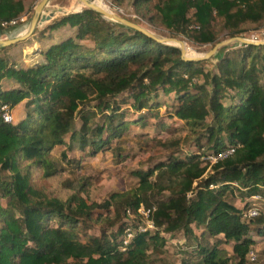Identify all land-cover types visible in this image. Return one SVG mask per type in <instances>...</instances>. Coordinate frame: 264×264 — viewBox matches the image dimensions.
<instances>
[{
  "label": "trees",
  "instance_id": "16d2710c",
  "mask_svg": "<svg viewBox=\"0 0 264 264\" xmlns=\"http://www.w3.org/2000/svg\"><path fill=\"white\" fill-rule=\"evenodd\" d=\"M23 1L0 0V35L14 31L2 30L1 23L20 17ZM111 2L117 8L128 3L171 37L197 45L215 44L220 31L233 39L264 28V0ZM62 28L75 33L37 50L41 60L33 64L17 63L12 52L18 44L0 47V109L25 101L26 113L15 126L4 122L0 111V126L11 141L0 146V201L5 200L0 205V263L144 264L150 256L166 254L161 236L166 233L186 239L178 253L180 264H247L256 243L252 233L264 239V220L248 218V204L240 209L234 201L264 197V43L236 42L219 49L217 57L184 61L178 47L90 9L33 34L49 41ZM207 64L211 68L205 70ZM3 81L14 85L4 88ZM160 91L175 94L168 104L170 116L185 124L182 132L198 152L183 158L172 154L151 169L134 172L135 186L112 193L105 213L75 207L73 196L63 200L38 188L36 173L47 181L62 171L49 156L56 147L72 151L75 146L89 156L114 149L120 153L112 144H119L133 126L151 118L158 122L154 129L163 131L161 103L156 102ZM125 94L132 99L135 120L125 118L119 106ZM230 149L221 160L207 159ZM66 153L60 155L63 161ZM156 174L174 181L170 196L162 200H157L163 188L153 180ZM150 199L155 200L153 210ZM143 206L153 232L126 223L139 217ZM194 225L201 227L199 233ZM95 227L100 236L88 235ZM115 227L120 230L113 233ZM126 228L132 237L124 244L118 239ZM222 244L231 246V256ZM58 247L75 250L72 262L53 256Z\"/></svg>",
  "mask_w": 264,
  "mask_h": 264
},
{
  "label": "rangeland",
  "instance_id": "374dc122",
  "mask_svg": "<svg viewBox=\"0 0 264 264\" xmlns=\"http://www.w3.org/2000/svg\"><path fill=\"white\" fill-rule=\"evenodd\" d=\"M42 1L43 0L23 1L24 13L20 16L27 15L26 25L23 31L17 34L14 38H19L26 34L34 16V11ZM87 1L94 3L99 7L106 8L108 11L124 19L135 20L136 24H138L141 29L169 46L179 48L180 45L173 42V40L184 43L185 50H189L193 54L192 56H188L186 52V56L188 57H203L210 52L216 44L232 39L227 36L226 31H220L218 34V40L213 45L193 44L182 36L171 37L169 32L165 29L150 24L146 19L136 13L128 3L123 7L117 8L111 0ZM49 6L62 8L68 13V15L72 14L74 11L86 10L84 5L78 0H50ZM190 14H192V12H190ZM65 16L66 14H58L50 23L45 24L41 28H37V31L45 30V28ZM74 31V29L70 30L68 28L55 30L52 32V39L49 41L45 39L40 41L38 34H33L23 42H19L17 49H15L12 54L17 63L21 66H24L27 63L33 64L34 62L41 60L37 53H35L37 50L47 48L51 44L61 41L63 38L73 36L75 33ZM243 39L252 42H264V28L248 31L243 34ZM83 44L90 46L88 43ZM234 44H236V42L231 43L226 47H232ZM217 55H219V51L215 52L212 57H217ZM213 63H215V61H213ZM208 68H211L210 64H207L205 70ZM13 85V81L2 82V87L4 88ZM174 100V93L164 95L162 91H160L156 102L161 103L159 116L165 129L163 131L155 130V124L158 122L151 118L146 120L143 125L139 124L133 126L131 131L121 139L119 144H112L114 148H116L115 146H119L122 149L120 153L114 149L99 152L95 156H89L86 154L87 151H80L75 146L72 151H66V147H56L52 150L49 156L50 159L59 163V167L62 171L47 181L41 179L40 172L36 173L35 177L37 179V185H39L38 188L43 189L48 195L52 194L63 200H69L73 196L74 199L72 205L75 207L87 206L93 208L95 213H105V206L112 193L126 191L135 186L137 179L133 176L134 172L151 169L159 162L166 160V158L172 154H177V156L183 158L188 154L198 152L193 140L182 132L185 124L175 116H170L171 111L168 109V104L174 103ZM131 101V97L128 94H125L119 99L118 103L121 109L125 110L124 117L135 120L137 115L136 112L130 108ZM2 108H4V106L1 107L0 111ZM5 108L8 110L10 124L16 126L25 120V101L20 102L14 108L10 109L7 106H5ZM79 124L80 123H78V125ZM2 130L3 127L0 126V146L11 143L10 139L5 136ZM144 136L147 137L148 140L142 138ZM64 151L67 152V159L65 161L60 157L61 153ZM69 161L71 163H69ZM200 166L203 167L204 164L200 163ZM208 171L209 168L205 170V173L207 174ZM153 180L157 181V184L163 188L161 194L157 195V197H159L157 200L169 197L170 192L168 188L174 186V181L167 178L159 179L157 174L154 176ZM188 196L190 197V195ZM246 203L248 204V211L246 214L248 218L255 214L253 217L264 220V197L259 194H254L253 196H246L243 201H240L239 199L234 201V204L240 209H243ZM0 205L3 207L5 205V200H1ZM148 206L151 207L150 209L155 208V200L150 199ZM146 208L147 207L144 206L140 208L138 211L139 217L131 216L132 218L130 217L126 219V223L133 224L139 231L148 230L153 232L155 229L149 217V210ZM118 227H115L112 232H118L120 230ZM193 228L196 233L201 231V227L194 225ZM87 234L100 236L98 227L91 229ZM161 236L166 238L164 248L166 254L159 253L150 256L144 261V264H180L182 257L178 253L180 252V246H183L186 239L183 236H172L166 233H161ZM131 237L132 233L126 228L124 229V235H121L118 240L123 239L124 244H127ZM252 237L256 243L252 246L250 251L253 257L249 254L247 264H264V239L257 236L256 233H252ZM80 240L82 243L85 242H83V237H81ZM212 243H214V241H212ZM220 248L227 250L230 256L232 255L231 246L222 244L220 245ZM73 253H75V250L71 248L66 249L58 247L53 256H55L57 260L72 262L71 254ZM93 257L97 258V255H93Z\"/></svg>",
  "mask_w": 264,
  "mask_h": 264
},
{
  "label": "water",
  "instance_id": "95a60500",
  "mask_svg": "<svg viewBox=\"0 0 264 264\" xmlns=\"http://www.w3.org/2000/svg\"><path fill=\"white\" fill-rule=\"evenodd\" d=\"M49 1L50 0H43L35 9L34 11V16L30 22V25L28 27V30L26 32V34L22 37L19 38H14L12 40H0V47H9V46H13L18 44L19 42H23L24 40L28 39L30 36L33 35L34 30L36 28H41L43 27L45 24L50 23L52 20H54V18H56V16L58 14H66V16L68 15V13L62 9V8H57V7H52L49 6ZM81 1L84 4V7L86 9H90L93 11L98 12L99 14H101L103 17H105L108 20L114 21L116 23L125 25L127 27L136 29L150 37H152L148 32H146L145 30L141 29L140 27H138L137 25L130 23L129 21H127L126 19L115 15L114 13L110 12V11H105L102 8L94 5L91 2H88L87 0H78ZM82 12V10L79 11H74L73 13H80ZM154 38V37H152ZM156 39V38H155ZM160 42H162L161 40H158ZM173 42L178 43L179 46V50L181 52V57L184 61H201V60H207L209 58H211L215 52H217L219 49L228 46L231 43H235V42H239L241 44L244 45H259V44H263L264 42H252V41H247L243 38H233L230 39L226 42H221L218 43L214 46V48L208 52L206 55H204L203 57L200 58H193V57H188L186 56V51H185V47H184V43L182 42H177L175 40H173Z\"/></svg>",
  "mask_w": 264,
  "mask_h": 264
},
{
  "label": "built area",
  "instance_id": "2783aa9c",
  "mask_svg": "<svg viewBox=\"0 0 264 264\" xmlns=\"http://www.w3.org/2000/svg\"><path fill=\"white\" fill-rule=\"evenodd\" d=\"M26 19H27V15H23V16H20L16 19L10 20V21L2 22L1 23L2 30H8L10 28H14V31L12 33H9V36H7V34L6 35H0V38H3V40H6L7 38L10 39L11 37H15L17 34L21 33V31H23V29L25 28ZM1 112H2V117H3L2 119L4 120V122L9 123L10 118L8 115V110L5 108V106H4V108H2ZM232 152H233L232 149H230V150H227L225 152L219 153L217 156H210V157H208V159L210 162L214 163L217 160H221V159L227 157ZM254 215L255 214H253L251 217H253ZM250 256L253 257L251 253H250Z\"/></svg>",
  "mask_w": 264,
  "mask_h": 264
},
{
  "label": "bare ground",
  "instance_id": "6f19581e",
  "mask_svg": "<svg viewBox=\"0 0 264 264\" xmlns=\"http://www.w3.org/2000/svg\"><path fill=\"white\" fill-rule=\"evenodd\" d=\"M81 4H83L81 1H79ZM94 4V3H93ZM84 5V4H83ZM95 5V4H94ZM97 6V5H96ZM99 7V6H98ZM100 8H102V7H100ZM103 10H105V11H108V9H106V8H102ZM186 52H187V55L188 56H192L193 54L189 51V50H185Z\"/></svg>",
  "mask_w": 264,
  "mask_h": 264
},
{
  "label": "crops",
  "instance_id": "0c3cea01",
  "mask_svg": "<svg viewBox=\"0 0 264 264\" xmlns=\"http://www.w3.org/2000/svg\"><path fill=\"white\" fill-rule=\"evenodd\" d=\"M7 36H9V34H7ZM12 39H14V37H11L10 39L7 38L6 40H12ZM0 40H3V38H0ZM17 46H18V45H17ZM17 46H16V48H14V50L17 49ZM14 50H13V51H14Z\"/></svg>",
  "mask_w": 264,
  "mask_h": 264
}]
</instances>
